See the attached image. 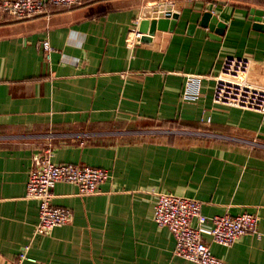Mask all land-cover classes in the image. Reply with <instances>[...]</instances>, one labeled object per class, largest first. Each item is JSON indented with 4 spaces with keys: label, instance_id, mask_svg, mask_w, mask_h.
Here are the masks:
<instances>
[{
    "label": "crops",
    "instance_id": "obj_1",
    "mask_svg": "<svg viewBox=\"0 0 264 264\" xmlns=\"http://www.w3.org/2000/svg\"><path fill=\"white\" fill-rule=\"evenodd\" d=\"M170 5L174 30L133 39L145 8ZM48 10L0 23V264H194L153 220L159 192L197 199L209 217L254 212L259 235L229 246L203 239L226 264H264V115L213 100L227 57L248 59V79L264 85V32L252 19L264 0H84ZM152 124L186 129L142 130ZM46 150L110 178L92 195L57 183L53 202L73 221L38 232L26 183ZM26 246L31 259L19 261Z\"/></svg>",
    "mask_w": 264,
    "mask_h": 264
},
{
    "label": "built area",
    "instance_id": "obj_2",
    "mask_svg": "<svg viewBox=\"0 0 264 264\" xmlns=\"http://www.w3.org/2000/svg\"><path fill=\"white\" fill-rule=\"evenodd\" d=\"M84 0H0V23L7 18L28 20L49 13V7L73 8ZM166 9L162 12H173ZM133 39L140 37L136 28ZM133 42V41H132ZM46 59L50 60L53 47L48 39L41 42ZM250 61L242 57H227L215 77L213 100L224 104L253 110L264 115V85L253 84L248 79ZM86 136V135H84ZM110 178L107 169L74 163H56L51 150L36 154L26 183V196L39 203V221L36 230L47 232L73 221L69 208L54 204L57 183L67 182L78 187L80 195H92L100 191ZM153 220L158 226L167 227L175 238L174 252L194 264H226L216 257L205 243L209 235L213 242L229 246L249 233H256L258 217L254 212L244 211L237 215L229 213L207 216L202 202L171 193L159 192L153 205ZM29 246L19 253V261L31 259ZM33 260V259H32Z\"/></svg>",
    "mask_w": 264,
    "mask_h": 264
},
{
    "label": "water",
    "instance_id": "obj_3",
    "mask_svg": "<svg viewBox=\"0 0 264 264\" xmlns=\"http://www.w3.org/2000/svg\"><path fill=\"white\" fill-rule=\"evenodd\" d=\"M165 7H161L163 10ZM154 11V13H153ZM157 12V11H156ZM252 19L255 21L254 28L256 30H259L261 32H264V11H253ZM210 13L207 12L203 19H202V25H206L207 19L210 17ZM212 17V16H211ZM178 18L177 12H161L155 13V9L152 7H147L144 9L137 30L139 33H141V37H139L138 41L140 42H149L151 40L150 36H153L155 31L158 30H169L172 31L175 28L176 21ZM217 19L213 18L212 22L210 23L209 27L212 29L214 27V23H216ZM224 26L223 24H220V27ZM216 32H219L218 29H216ZM162 132H173V131H162Z\"/></svg>",
    "mask_w": 264,
    "mask_h": 264
},
{
    "label": "rangeland",
    "instance_id": "obj_4",
    "mask_svg": "<svg viewBox=\"0 0 264 264\" xmlns=\"http://www.w3.org/2000/svg\"><path fill=\"white\" fill-rule=\"evenodd\" d=\"M142 128H143L142 130H153L154 129L157 131H160L159 129H161V130H178V128L175 129V127H170V126L162 127L160 124L144 125Z\"/></svg>",
    "mask_w": 264,
    "mask_h": 264
},
{
    "label": "trees",
    "instance_id": "obj_5",
    "mask_svg": "<svg viewBox=\"0 0 264 264\" xmlns=\"http://www.w3.org/2000/svg\"><path fill=\"white\" fill-rule=\"evenodd\" d=\"M162 127H165V126H170V127H175V128H178V129H186V127H184L183 125H174V124H160Z\"/></svg>",
    "mask_w": 264,
    "mask_h": 264
}]
</instances>
